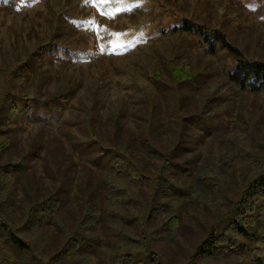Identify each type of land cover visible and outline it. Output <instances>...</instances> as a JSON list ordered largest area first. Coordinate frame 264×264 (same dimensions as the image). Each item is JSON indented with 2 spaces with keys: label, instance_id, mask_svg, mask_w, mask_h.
<instances>
[{
  "label": "trees",
  "instance_id": "16d2710c",
  "mask_svg": "<svg viewBox=\"0 0 264 264\" xmlns=\"http://www.w3.org/2000/svg\"><path fill=\"white\" fill-rule=\"evenodd\" d=\"M1 1L0 27L20 0ZM146 1L96 2L124 9L99 21L104 51L121 44L122 54L145 55L144 45L172 36L197 55L201 70L187 72L175 51L164 76L155 63L154 91L139 100L144 106L119 108L124 122L114 123L112 134L124 149L103 167H92L72 136L60 133L76 123H47L39 111L58 103L65 111L80 87L66 67L77 55L71 47L86 48L96 36L91 24L82 29L74 21L85 0H58L60 8L39 11L28 29L9 28L18 62L0 65V264H264V138L255 133L264 109V0H229L230 20L222 8L217 18L201 15L196 0H155L144 9ZM236 22L240 47L233 43ZM251 29L254 50L243 37ZM138 39L133 50L124 48ZM54 61L52 76L42 64ZM52 79L59 86L48 91ZM221 99L224 112L236 107L237 121L230 110L222 122ZM185 104H193L186 116ZM30 122L40 127L27 152L18 143Z\"/></svg>",
  "mask_w": 264,
  "mask_h": 264
},
{
  "label": "rangeland",
  "instance_id": "374dc122",
  "mask_svg": "<svg viewBox=\"0 0 264 264\" xmlns=\"http://www.w3.org/2000/svg\"><path fill=\"white\" fill-rule=\"evenodd\" d=\"M8 1L9 0H2L1 2L7 3ZM20 1H18L17 5H14L12 12L7 14L4 25L0 27V38L4 40L5 50L4 53L0 54V65L2 66L6 65L10 67L12 65V67H14L18 62L15 59L14 48L11 45L13 38L9 33V28L11 27L15 31H20V29L24 27L28 29L31 27L32 21L38 19L37 14L39 11L47 10L52 4L55 8H60V6H62L58 0ZM153 1L155 0L144 2L142 7L146 9L148 6H151ZM196 1L198 2L196 4L195 10L199 11L201 15L206 13V15L209 17L212 14L213 17L217 18L219 14L216 9L222 8L226 11V19L230 20L233 16V6L230 4L229 0ZM81 2L77 5L78 14L74 17V21L78 20L76 24L82 29H86L91 24L94 35L96 34V36L94 39L92 38L87 41L86 48L76 44L71 47L74 52H77V55L71 57L72 61L70 60L71 63L67 65V71H65L72 74L74 80H81L80 87L75 93V96L70 100L69 107L65 111L61 110L62 107L59 105V103L57 104L58 107L46 105L43 109L40 108L39 111L42 110L40 111V115L43 118V121L47 123H53L54 121H59L62 118H67L69 123H72L73 125L76 123L72 129L71 126L68 125L64 130H60V133L67 132L72 136V143L77 149V152L80 153L82 157L86 153L85 156L88 158L87 160L90 162L92 167H95L96 165L103 167L108 165L109 159L113 155L119 151H123L124 149L122 148V146L124 147V145H122L123 141L114 140V136L112 134L113 124L116 123V125L120 126L123 125L124 122V119L118 113L119 108L125 106L126 109L132 111V109L136 107L140 108L144 106L139 100L145 96L147 91L150 93H153L154 91L155 84L153 83L151 77H153L155 74V69L157 67L155 63L159 64L158 69H161V74L164 76V68L166 67L168 60L167 57H171L175 51L174 59L176 63L178 65L181 64L183 67L188 65L185 66L187 72L193 74L196 71L201 70V67L197 66L199 63V58L197 55L194 54L188 56L187 46L182 44L177 45L176 38L172 36L157 40L155 42V46H157L159 50L162 52L165 51V57L157 56L156 50L154 49L155 46L152 47V44L143 46V49L146 52L145 55H140L135 52L122 54L123 50L121 44L120 46L114 48L115 50H113L112 53L104 51V47L98 36V24L100 20L105 21L108 18L107 14L105 13H107L109 9H113L114 4L100 5L96 2H85L83 4ZM63 8L65 9L67 6L64 5ZM207 12H210L211 14H208ZM86 13L88 14L86 15ZM80 16H84V20L78 19ZM255 19L256 18H254V20ZM157 21L159 20L157 19ZM238 25L239 23L237 22L233 23V27L236 29L234 32L235 39L233 40V43L236 45H241L242 36L237 32ZM254 32L255 30L251 29L244 31L243 33V37H245L244 39H246L248 46L251 45V50L257 48V46H253L249 39L250 34H254ZM236 34H239L240 37ZM35 41L36 40H34V42ZM42 41H47L45 34L42 35ZM138 41H142V39H138L136 42L132 40L131 42H128L130 43L129 46L124 48H132L131 50H133L134 45L138 44ZM19 42V56L21 60H24L26 58L25 47L22 40ZM34 42L31 40L30 48H32ZM92 54H94L95 57L90 59V55ZM63 57H66L67 59L68 55L64 54ZM148 58H150V62L147 61ZM155 59H157V61ZM42 65L43 67L49 69L52 76H54L58 71L57 61H54L53 63L45 62ZM3 78L4 73L0 71V79L3 80ZM199 78V81L204 80L206 75L201 74ZM52 80L49 81L47 86L48 91H54L59 86V81L57 79H54L53 81ZM32 94V88H29V95ZM219 101V109L222 111L221 113H223L222 122L225 123L227 121L229 118L228 111L230 110L233 113V117H231V119H235L237 121L239 115L236 107L234 108L231 106L229 110L224 112L223 106L225 103L222 102L224 100L221 99ZM63 104L64 103H62V105ZM197 104L199 105V103ZM186 106L193 107V104H185V106L182 107V112L185 116L188 115L192 110H188ZM238 106L239 105H237V108L239 110ZM255 119V133L256 135L264 138L263 108H260V112H257ZM133 120L134 119L130 120L131 124L133 123ZM55 125H57V123ZM175 125L177 124L175 123ZM39 127V123L30 122L27 129L21 132L18 147L23 150L27 149L28 152L30 150L29 146L32 142L31 137L36 133V131L38 132ZM78 128H81L84 131V134L79 132ZM170 136L172 139H175L174 135L170 134ZM169 143L171 144V142ZM207 144H201L203 146L199 145L201 146L200 148H202L200 151L205 152ZM35 168H37L36 174H43L44 167L41 161L36 164ZM90 238L92 239L94 236L91 235ZM96 243V241H91L89 245L94 246ZM174 249L176 250V248ZM165 251L172 252L173 250L172 247H168L165 248Z\"/></svg>",
  "mask_w": 264,
  "mask_h": 264
},
{
  "label": "snow or ice",
  "instance_id": "6c2138e0",
  "mask_svg": "<svg viewBox=\"0 0 264 264\" xmlns=\"http://www.w3.org/2000/svg\"><path fill=\"white\" fill-rule=\"evenodd\" d=\"M85 2L86 3H89V2H103V3H108L109 0H85ZM123 10L124 9H122V8H115L111 12H107L105 14H107V15H115L116 12L123 11Z\"/></svg>",
  "mask_w": 264,
  "mask_h": 264
}]
</instances>
